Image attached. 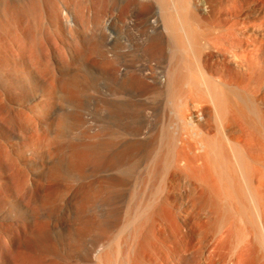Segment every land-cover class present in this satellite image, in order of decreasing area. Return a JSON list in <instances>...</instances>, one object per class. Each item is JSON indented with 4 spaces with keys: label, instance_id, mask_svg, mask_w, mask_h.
<instances>
[{
    "label": "bare ground",
    "instance_id": "6f19581e",
    "mask_svg": "<svg viewBox=\"0 0 264 264\" xmlns=\"http://www.w3.org/2000/svg\"><path fill=\"white\" fill-rule=\"evenodd\" d=\"M232 217L264 264V0H0V264H212Z\"/></svg>",
    "mask_w": 264,
    "mask_h": 264
},
{
    "label": "rangeland",
    "instance_id": "374dc122",
    "mask_svg": "<svg viewBox=\"0 0 264 264\" xmlns=\"http://www.w3.org/2000/svg\"><path fill=\"white\" fill-rule=\"evenodd\" d=\"M227 221V220H226ZM224 222V228H226V229H228L229 227H232V229L231 230H229V231H227L226 229H222L221 231L223 232L224 231V233L222 234V232H220L221 234H222V236H221V234H218V236H214V235H216V234H214L211 238H212V242H211V249L210 250H212L211 251V254H212V257H214L213 259H212V264H240V262H241V260H239V258L241 257L240 255H237L240 251H242V249H246L245 248V246L248 244L247 243V240H250V241H248L249 242V244H251L250 242H252V237H251V235H249V236H247L248 235V233H242L243 231H242V227H243V221L239 218H236V217H232V218H230V220L228 219V221L227 222ZM231 222V223H230ZM226 223H229V224H226ZM241 227V228H240ZM226 231H227V233H228V235H227V233H226ZM230 234V235H229ZM221 237H220V236ZM214 237H217V238H214ZM223 237V238H222ZM251 239H250V238ZM219 238V239H218ZM248 238V239H247ZM220 239L221 240H223V242H224V244L222 243V241H220ZM215 240H217V241H215ZM219 243V244H218ZM216 244H217V246H216ZM246 244V245H245ZM221 245V246H220ZM217 248H215V247ZM222 249H221V248ZM241 247H243L242 249H241ZM262 246H260V245H258V247L257 248H261ZM219 248V249H218ZM262 250H263V248L261 249V251H259V249H258V251L261 253L262 252ZM214 251H216V252H214ZM238 251V252H237ZM264 251V250H263ZM241 253V255H242V252H240ZM239 253V254H240ZM259 253V254H260ZM263 253V252H262ZM261 253V254H262ZM220 254V255H219ZM264 254V253H263ZM220 256V257H219ZM223 256V257H222ZM231 256V257H230ZM217 258V259H216ZM218 258H220V259H218ZM224 258V259H223ZM237 258H238V260L240 261H238L237 260ZM232 259V260H231ZM220 261V262H219ZM237 262V263H235V262ZM215 262V263H214ZM219 262V263H218ZM239 262V263H238ZM241 263H243V262H241ZM244 264V263H243Z\"/></svg>",
    "mask_w": 264,
    "mask_h": 264
}]
</instances>
